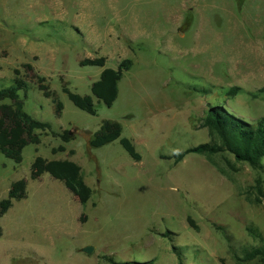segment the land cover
Wrapping results in <instances>:
<instances>
[{"label":"rangeland","instance_id":"obj_1","mask_svg":"<svg viewBox=\"0 0 264 264\" xmlns=\"http://www.w3.org/2000/svg\"><path fill=\"white\" fill-rule=\"evenodd\" d=\"M99 57L104 68L81 66ZM124 59L133 66L117 100L94 98L95 116L63 91L92 96L103 70ZM15 70L29 85L19 93L26 112L72 140L39 132L20 164L0 152V201L27 180V198L0 217V264H264L235 260L261 244L249 226L264 237V159L255 171L227 152L169 158L219 143L201 127L213 106L264 117V0H0V87L14 85ZM104 121L120 123L141 161L120 140L90 146ZM37 157L77 163L88 204L47 173L33 180Z\"/></svg>","mask_w":264,"mask_h":264},{"label":"trees","instance_id":"obj_2","mask_svg":"<svg viewBox=\"0 0 264 264\" xmlns=\"http://www.w3.org/2000/svg\"><path fill=\"white\" fill-rule=\"evenodd\" d=\"M106 62L107 59L105 57L84 59L81 61V66L104 68ZM132 66L133 61L131 59H124L120 62L117 69L105 68L100 80L91 87L92 96H81L71 92L68 88H63V91L77 108L95 116L97 108L94 98L107 106H112L118 97L119 82ZM24 67L29 71H33V66L30 64L24 65ZM15 74L14 85L8 88L0 87V102L4 100L13 102L12 105H0V152L6 158L20 164L23 161L24 149L30 144H40L39 132L49 131L54 136L61 138L65 143H69L72 137L68 131L62 134L54 132L49 123L39 121L26 112L24 102L21 100L19 93L27 90L29 85L20 77L19 70H15ZM36 78L39 89L44 92L47 98H51L52 95L44 84L46 79L39 76ZM240 90V88L234 87L230 89L229 94L235 96ZM260 91L262 92L264 89ZM54 103L56 104V112L60 115L63 106L56 99H54ZM201 127L208 129L211 137L217 138L219 143L201 144L169 158L174 159L175 163H179L191 154L211 157L227 152L233 155L238 163H246L255 171L263 169L264 117L256 122H248L230 113L224 106L216 105L209 109ZM121 135L122 127L120 123L104 121L100 130L90 140V146L92 148H100L120 140V144L130 157L136 162L141 161L142 157L136 151L133 143L127 138H121ZM65 151L66 149L63 146L54 150L55 153ZM44 173L49 174L55 180L63 182L68 191L76 195L81 205L85 206L91 200L93 191L86 184L82 176V168L77 163L70 160L49 161L42 157H37L31 166V178L39 180ZM257 187L261 190V182L259 180ZM26 198L27 180L21 179L12 185L9 192V200L0 201V217L4 216L11 208L12 200L21 201ZM188 223L191 228L198 230V226L193 219L188 218ZM247 232L261 244L258 247L244 250L242 257L235 255V260L238 263L264 262V237L262 233L253 226H249Z\"/></svg>","mask_w":264,"mask_h":264},{"label":"water","instance_id":"obj_3","mask_svg":"<svg viewBox=\"0 0 264 264\" xmlns=\"http://www.w3.org/2000/svg\"><path fill=\"white\" fill-rule=\"evenodd\" d=\"M84 252H86L87 254H91L93 252V248L92 247H86L84 248Z\"/></svg>","mask_w":264,"mask_h":264}]
</instances>
